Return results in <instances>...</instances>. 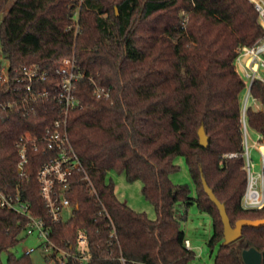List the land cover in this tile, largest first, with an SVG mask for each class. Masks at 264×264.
I'll use <instances>...</instances> for the list:
<instances>
[{
  "label": "trees",
  "instance_id": "16d2710c",
  "mask_svg": "<svg viewBox=\"0 0 264 264\" xmlns=\"http://www.w3.org/2000/svg\"><path fill=\"white\" fill-rule=\"evenodd\" d=\"M0 0V43L9 81L0 74V189L20 194L33 213L51 227L50 240L76 253L82 232L89 264H189L196 257L185 246L183 224L196 206L212 220L208 242L215 264H245L242 253L264 252V227H244L226 243L219 208L204 182L225 205L233 227L241 219H264L263 209H244L247 174L241 153L244 80L235 69L236 50L253 46L264 31L249 0H85L80 32L68 31L75 6L70 0ZM118 11V13H117ZM75 56L84 77L75 83L79 104L70 110L68 133L97 196L83 173L75 175L69 198L75 207L66 223L52 224L40 197L38 172L53 153L30 151L27 172L19 175L16 143L25 132L42 137L62 119L61 62ZM39 68L48 79L35 85L49 97L22 101V72ZM91 79L110 91L98 98ZM252 96L261 104L247 112L251 130L264 141V84ZM13 104L12 108H4ZM203 127L208 146L200 145ZM182 157L194 185L172 176ZM110 173L141 182L156 219L122 201ZM111 217L116 237L111 238ZM27 219L0 207V264H32L15 256ZM55 264H60L56 260ZM65 264H80L71 257ZM264 264V260L263 263Z\"/></svg>",
  "mask_w": 264,
  "mask_h": 264
},
{
  "label": "built area",
  "instance_id": "2783aa9c",
  "mask_svg": "<svg viewBox=\"0 0 264 264\" xmlns=\"http://www.w3.org/2000/svg\"><path fill=\"white\" fill-rule=\"evenodd\" d=\"M75 11L72 18V25L68 31H73L75 36L80 32V14L85 0H70ZM258 14V21L264 31V0H249ZM235 69L238 75L244 80L246 93L242 102L241 110V132L242 147L241 153H229L224 158L244 160L243 170L247 174V188L242 199L244 209L264 208V170L256 173L255 163L252 158V149L259 150L264 165V141L263 136L258 133L259 140L251 144L252 131L248 124L247 112L249 108L260 109L261 104L252 96L253 84L258 81L264 84V35L253 46H240L236 50ZM57 73L62 76L59 91L54 94V98L62 105V119L57 120L51 128H48L42 137H37L31 132H25L17 141L16 149L19 156L17 171L19 175L27 172L29 163L28 154L30 151L37 152L41 148L53 153L40 167L38 172V183L40 197L47 212L48 219L52 224L68 222L75 211L69 195L72 191V184L76 174L83 173L93 195L97 196L95 187L83 168L82 162L76 153L68 133V116L71 109L75 108L79 102L74 95L75 83L84 77L77 67L75 56L65 59L57 69ZM4 82L9 81L8 67L2 73ZM48 73L39 68H28L22 72L21 82L25 87V98L22 101L38 100L49 97L47 91H36L35 85L45 82ZM94 86V93L98 98H108L110 91L105 89L100 82L91 79ZM13 104H8L4 108H12ZM0 207L15 212L27 219L24 232L27 235H37L42 241L40 248L43 251L45 262L55 264L56 260L60 264H65L68 258H75L80 264H89L90 258L87 255L88 238L82 232L78 238L76 253L66 251L57 247L51 242V227L49 222L33 213L31 206L20 194L7 193L0 189ZM111 223V238L116 237L114 223L107 214ZM185 246L192 249L191 241L185 240ZM35 249L26 250L25 255H31ZM123 264L126 261L121 258Z\"/></svg>",
  "mask_w": 264,
  "mask_h": 264
},
{
  "label": "rangeland",
  "instance_id": "374dc122",
  "mask_svg": "<svg viewBox=\"0 0 264 264\" xmlns=\"http://www.w3.org/2000/svg\"><path fill=\"white\" fill-rule=\"evenodd\" d=\"M12 0L10 4L14 3ZM2 16L0 17V23ZM8 67V62L2 55L1 43H0V74L4 73ZM246 90L243 93L242 99H244ZM251 144L259 140L258 133L250 131ZM252 158L255 163V172L261 173L264 170L262 157L258 149H252ZM176 163L180 166V170L177 174L172 176V180L176 184H187L192 190V195L195 196L194 185L189 175V171L185 160L182 157L177 158ZM116 184V192L119 198L127 203L131 208L139 212H145L152 219H156V213L154 207L144 198L142 193V183H128L123 175H117L110 173L109 175ZM186 236L192 242V250H194L196 257L190 261L189 264H215L214 257L211 255L208 247V242L212 236V220L211 218L198 210L196 206L191 207L188 210L187 221L183 224ZM21 241L17 247L13 248L11 252L21 257L25 255L26 250L35 249L30 258L32 264H52L45 262L43 251L40 245L41 240L37 235H27L26 232L21 234ZM2 261L7 264V255L2 256Z\"/></svg>",
  "mask_w": 264,
  "mask_h": 264
},
{
  "label": "water",
  "instance_id": "95a60500",
  "mask_svg": "<svg viewBox=\"0 0 264 264\" xmlns=\"http://www.w3.org/2000/svg\"><path fill=\"white\" fill-rule=\"evenodd\" d=\"M199 140H200V145L202 147L206 148L208 146V136L206 135L205 129L203 127H201L199 130ZM204 188L206 193L209 195L210 199L219 208L220 215L222 217V221L224 224V235H225L226 243H231L237 240L238 238H240L242 236L244 227H250L254 229H260L264 227V219H259V220L241 219L236 223V226L233 227L228 217L225 205L222 204L217 199L213 191L207 186L206 182H204ZM242 257L245 264H262L264 260V252H260L255 248H251L249 250L243 251Z\"/></svg>",
  "mask_w": 264,
  "mask_h": 264
},
{
  "label": "crops",
  "instance_id": "0c3cea01",
  "mask_svg": "<svg viewBox=\"0 0 264 264\" xmlns=\"http://www.w3.org/2000/svg\"><path fill=\"white\" fill-rule=\"evenodd\" d=\"M188 239V238H187ZM190 240V239H189ZM191 245H192V242H191Z\"/></svg>",
  "mask_w": 264,
  "mask_h": 264
}]
</instances>
